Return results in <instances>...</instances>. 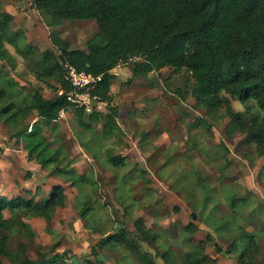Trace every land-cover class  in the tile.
<instances>
[{
	"label": "trees",
	"instance_id": "trees-1",
	"mask_svg": "<svg viewBox=\"0 0 264 264\" xmlns=\"http://www.w3.org/2000/svg\"><path fill=\"white\" fill-rule=\"evenodd\" d=\"M31 5L40 13L49 15L48 25L56 26L64 20H93L97 32L86 41L85 49L71 48L68 40L57 32L50 33L54 51L39 52L33 45L26 43V35L12 27L13 15L0 11V59L11 62L13 55L6 45H11L16 54L24 59H36L35 76L55 81L57 89H67L63 78L62 63L67 61L80 70L95 74L103 73V80L96 93L102 100H110V86L115 75L110 72L118 62L127 61L130 56L140 59L133 63L132 74L145 76L147 73L164 67L174 72L186 70L192 77L190 94L196 104L210 111L224 108L235 130L244 134V142L254 141L258 157L264 156V0H30ZM0 62V123L10 138L21 143L27 152L28 160L35 159L43 168H50V174L57 175L71 186L84 175L72 179L68 174L75 173L72 168L71 150L62 138L49 141L44 128L57 134V122L62 110L71 107L78 118L79 125L90 127L105 117L102 128L110 129L113 114L101 115L96 110L85 112L82 108L70 106L66 95L57 94L47 98L39 88L25 91L7 73ZM55 87V90H57ZM238 100L246 105L252 116L244 118L235 111L229 99ZM35 114L36 121L30 129V116ZM87 114V121L83 115ZM113 124H116L113 122ZM106 132V131H105ZM109 133V132H108ZM106 132V134H108ZM109 135V134H108ZM59 136V135H56ZM68 146V147H67ZM112 165L124 162V157H109ZM64 173L66 175H64ZM66 193L62 185H54L47 195L40 188L34 191L23 189L13 197L0 195V264L6 259L9 264H102L101 252H107L116 263L117 248L125 245L136 252L144 264H155L146 254H142L137 243L121 227L116 231L100 230V237L90 247L88 257H78L70 249L58 251L60 241L37 249L36 257L28 255V242L19 241L16 249L10 247V237L26 235L29 242L36 232L24 219L42 217L49 229L56 208L63 207ZM93 209L91 199L78 202L79 218H86ZM174 209L179 210L175 206ZM9 216L6 217L4 212ZM189 221L183 230L193 234L198 229L195 223L197 214L190 213ZM133 225L137 234L145 241H156L158 232L150 231L142 219H135ZM91 226V225H90ZM210 234L207 233L206 238ZM264 240V228H262ZM205 238V240H207ZM185 241L192 245L193 237ZM205 242H197L195 249L183 251L182 261L177 263L174 252L166 248L160 254L167 264H199L197 254L204 250ZM223 254L238 253L236 262L231 264H264L258 262L260 247L255 233L241 230L237 236L221 247L214 244Z\"/></svg>",
	"mask_w": 264,
	"mask_h": 264
},
{
	"label": "rangeland",
	"instance_id": "rangeland-1",
	"mask_svg": "<svg viewBox=\"0 0 264 264\" xmlns=\"http://www.w3.org/2000/svg\"><path fill=\"white\" fill-rule=\"evenodd\" d=\"M19 3L17 9L20 13L26 17L33 15L35 21L44 24L40 32L30 34L29 37L26 33L28 29L20 30L26 35V43L33 45L39 52L54 51L56 56L59 54L51 42V32H57L68 40L71 48L85 49L86 41L98 30L93 20H64L59 25L50 26L49 15L32 10L30 0H19ZM8 4L14 3L12 0H0V11H6ZM12 27L16 28L14 20ZM6 47L13 58L9 63L0 59L4 73L12 76L25 91L39 88L47 98L58 94L59 89L53 79L44 81L35 76L36 59H24L15 53L11 45L7 44ZM132 67L133 63L123 65L112 81L114 97H119L116 101L109 100L105 110V113L114 116L109 130L102 129L101 124L98 128L95 122L90 127L79 125L77 115L70 111V118L67 115L66 118L59 116L63 120L65 134L60 131L54 134L49 127L44 128V133L49 141L62 138L60 135L63 138L68 135L69 141L75 143L74 147L78 151H82L77 145L80 144L87 152L96 155L100 164L108 163V157L120 142L127 144L124 138L131 143L134 139L137 146L148 152L150 171L146 170L142 160L139 162V172L143 178L140 179L130 171L129 163H121L117 168L112 165L118 171L116 186L112 192L108 181L102 182L94 168L82 164L78 169L83 168V175L87 180L78 181L75 188L81 191L85 187L84 195H90L93 202V209L85 218L87 222L78 219V206L76 207L73 194L68 191L67 202L56 211L49 229L46 228L44 219H26L36 232V237L29 242L26 235L16 234L10 237V247L16 249L19 241L28 242L30 250L27 253L34 258L37 249L47 248L59 240V250L72 248L79 252L78 257H91L90 245L97 240L100 230L116 231L122 222L127 236L155 264H167L160 253L169 247L174 252L172 259L180 263L183 251L197 247L198 239L192 232L183 231L181 226V221H186L187 218L191 221L190 213L195 212V221L201 227L199 234L205 235V238L207 233L210 234L207 240H203L204 250L197 254V258L201 260L199 264L236 262L238 253L222 254L214 244L225 247L230 240L237 238L241 230L255 233L260 247L258 262L264 263V156H257L256 143L244 142L245 135L235 130L224 108L210 111L196 104L190 94L193 80L188 71L174 72L173 68L164 67L145 76H134ZM223 95L244 118L252 116L254 110L230 98L228 94ZM83 118L87 121V114ZM29 119L33 122L37 118L32 114ZM5 131V126L0 123L1 136ZM112 133L115 135L110 136ZM116 139L121 141L117 143ZM78 151L70 152L75 162L80 160ZM14 153L18 159L19 152ZM78 174L75 172L68 175L75 179ZM144 175L150 178H145ZM31 177L29 172L23 178ZM97 182L100 183V188L96 185ZM132 182L135 183L134 186H130ZM27 184L31 185L29 182ZM40 189L45 188L41 186ZM165 189L176 193L170 194L165 200ZM175 206L179 210L174 209ZM5 216L8 217L9 213L6 212ZM135 219H142L150 231L158 232L157 240L141 239L133 225ZM76 220L83 224L79 226ZM87 223L92 228L91 232L85 234L82 233L83 225L87 227ZM190 236L194 241L192 245L185 241ZM117 250L118 258L125 255L119 264H144L143 259L125 245H119ZM102 256L105 257V254ZM116 257L106 256L102 258V264H116ZM3 262L9 264L6 259Z\"/></svg>",
	"mask_w": 264,
	"mask_h": 264
},
{
	"label": "crops",
	"instance_id": "crops-1",
	"mask_svg": "<svg viewBox=\"0 0 264 264\" xmlns=\"http://www.w3.org/2000/svg\"><path fill=\"white\" fill-rule=\"evenodd\" d=\"M12 2L14 4H8L6 6V12L13 15L14 25L16 24V28H14V29L15 30H21V31L23 29H28V31L26 32L28 37L30 36V34L35 35L36 33L40 32V30H42V28L44 27V24L39 22L38 20L35 21L36 19L34 18L33 15H29L26 17L24 14L20 13L17 9V7L20 5L19 0H12ZM32 10H34L33 6H32ZM19 20H21V21H19ZM19 23H21L22 25H20ZM119 68H121V67H119ZM119 68H115L112 71V73L116 77L119 74L118 73ZM115 82H117V80ZM113 85H114V83L111 84V86H110L109 95H110V100L113 99V101H116V100H118L119 96L114 97V91L112 88ZM107 105H98L96 108V112H98L101 115H106L107 113H105V110H106ZM70 111H72L71 112L72 114H76L75 111L71 108L70 110L69 109L63 110V113L61 114V116L60 115L59 116L61 118H66L65 115H67L68 118H70L72 116ZM60 117L57 120V122L60 125L59 131L65 134V129H63V124H62L63 120ZM101 117H103V116H101ZM115 118L117 119V117H115ZM104 119H105V117L100 118L99 121L95 122L96 125L98 126V128H99L100 124L103 126L104 121H102V120H104ZM35 121L36 120H34L33 122H30V129H31L32 124ZM116 123L119 126L121 125L117 121H116ZM3 133H4V135H3L4 137L1 136V134H0V148H2V150L0 149V162L4 161L3 164L0 165V195L3 194V195H6L7 197H13V196H16L19 193H21L23 189H28L30 191H34L36 187L40 188L41 186L43 188H45L44 190L40 189L42 194L44 193L43 191H45V193L43 195H47L49 193L50 189L54 185L59 184V185H62L64 187V191L66 194L68 193V191H70V193L73 194V198H75V201H76L75 202L76 207L78 206V202H83V200L90 199V195H84V193H83V189L85 187H83L81 191H78L74 186H71V184L69 182H64V180L62 178L58 177L57 175L50 174V168L46 169V168L41 167V165L35 159L28 160L27 152L23 148L22 144L16 143L15 138H10L9 135L7 134L8 133L7 131H5ZM113 134L114 133L110 134V136ZM2 138H4V140ZM69 138L70 137L67 135L64 137L63 141L66 144H69L71 146V148H70L71 152L72 151L77 152L78 150L76 149V147H74L75 143L69 141L70 140ZM124 140H126L125 142L127 144H125L123 142L119 143L118 141H121V139H119L118 141L116 139V142L119 143V145H117L118 148L113 146L114 147V149H113L114 153L112 155L110 154V156L120 155V156L124 157L123 163L124 164L129 163L131 165L130 171L134 172L135 177H137L139 179L143 178L139 172V169H140L139 162H140V160H142L144 165L146 166V170L150 171V166L148 164V159H147L148 152L146 150H142L139 146H137L135 144L134 139L132 140V143L125 138H124ZM77 145H79V147L82 149V151H78V153L80 155V160L78 162H75V160L71 157V159H73V163L71 166L74 169V171L78 172L79 173L78 175H83L84 170H83V168H82V170L78 169L79 166L81 167L83 165H86V166L88 165V167L90 166V167L94 168L93 170H95L96 175L97 176L99 175L102 182L108 181L109 187H111V191L114 192L116 182H117V177H118V174H117L118 171H117V169H115L116 166L112 167V164L109 162L110 156L108 157V160H107L108 163L100 164L97 160L96 155L87 152L85 149H83L80 146V144H77ZM73 147H74V149H73ZM17 151L19 152L18 159H17V155L14 153ZM16 160H18V162ZM91 162H93V163L91 164ZM94 163L96 165H94ZM16 164H18V165H16ZM29 172H30V175L32 176L31 179L30 178L24 179L23 178L24 175L28 174ZM13 173H14V175H13ZM144 177L150 178V176H148V175H146V176L144 175ZM27 182H29L31 185H28ZM96 185L100 188L99 182H97ZM134 185H135V183L133 184V182L130 184V186H134ZM136 186H137V184H136ZM147 186H150V185H147ZM175 193L176 192H171V190L165 189L163 199L165 198V200H166L170 194H175ZM66 199H67V195H66ZM181 201L183 202L182 197H181ZM179 206L181 207L182 205L179 204ZM59 208H62V207L56 208L54 215L56 214V211ZM181 208H183V207H181ZM183 211L184 210H181V212H183ZM6 212L7 211L4 212V215L6 214ZM32 218L43 219L42 217H31L29 219H32ZM78 219L82 221L83 218H79V216H78ZM24 220H26V219H24ZM79 220H76V224H79V226H81V224H83V222L81 223V221H79ZM83 220L87 222V220L85 218ZM189 221H190V219H188V218L186 219V221H181V226H185ZM26 222H28V221H26ZM90 228H92V226H90L88 223H87V227L85 225H83L84 231L82 233L87 234L88 232H91ZM200 228L201 227L198 226V229L193 234V236L196 237L198 239V241L205 239V235L202 236L199 234ZM98 235L100 237V233ZM94 243H92V244H94ZM91 246L92 245H90V247ZM63 249H67V248H63ZM63 249L59 250L57 248L58 251H62ZM70 250L73 253H75L76 255H77V253L79 254V252H77L75 249L70 248ZM102 254H105V257L106 256L112 257L111 254H107V252L103 251L100 253L101 259L105 258L102 256ZM86 257H88V256H86ZM88 258L92 259L91 257H88Z\"/></svg>",
	"mask_w": 264,
	"mask_h": 264
},
{
	"label": "built area",
	"instance_id": "built-area-1",
	"mask_svg": "<svg viewBox=\"0 0 264 264\" xmlns=\"http://www.w3.org/2000/svg\"><path fill=\"white\" fill-rule=\"evenodd\" d=\"M140 57L130 56L127 61H120L115 68L137 62ZM63 78L68 84L67 89L60 88L58 94H65L70 106L82 108L85 112L96 110L98 105H107V102L95 92L103 80V73L95 74L80 70L71 63L64 61ZM63 113V110L59 115Z\"/></svg>",
	"mask_w": 264,
	"mask_h": 264
}]
</instances>
